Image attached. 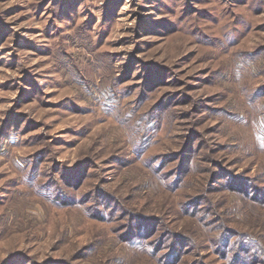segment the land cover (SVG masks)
<instances>
[{
	"label": "rangeland",
	"instance_id": "374dc122",
	"mask_svg": "<svg viewBox=\"0 0 264 264\" xmlns=\"http://www.w3.org/2000/svg\"><path fill=\"white\" fill-rule=\"evenodd\" d=\"M238 232L264 235V0H0V264H235Z\"/></svg>",
	"mask_w": 264,
	"mask_h": 264
},
{
	"label": "trees",
	"instance_id": "16d2710c",
	"mask_svg": "<svg viewBox=\"0 0 264 264\" xmlns=\"http://www.w3.org/2000/svg\"><path fill=\"white\" fill-rule=\"evenodd\" d=\"M8 128H13V126H8ZM183 151V148L178 151V152H175V153H172V156L173 157H179V153H182ZM81 166L83 164H80ZM80 166V167H81ZM180 170V174L179 175H176V180L175 181H178L180 180V178L182 177V173L184 172H181L182 170L179 168ZM77 171V170H76ZM73 172V173H67L63 176V180L65 181V184L67 186H74V181H77L78 182V173L77 172ZM45 181H49V179H45ZM81 180L79 181V185L81 184ZM78 187V186H77ZM258 195H259V192H258ZM64 196L66 197V195H61L59 194L58 196H56L55 200L57 202H60L61 200H64ZM91 197V191L87 194L86 198H84L83 201H80V200H75V198L73 200H71L69 197L67 199H65V203L67 204H72V203H75L76 201H78L79 203H81L82 205H85L84 202L86 201H89ZM87 207V206H86ZM100 208H96L95 209V212L93 214H90L91 216H95L97 217V219H99L100 221H102L103 219L105 218H102V210H98ZM222 213H216L214 214V218L215 221H218L220 218H217L219 216H221ZM261 217H256V221H259ZM155 222H157L158 220L154 217L153 218ZM109 221H115L114 219H111ZM146 221V220H145ZM125 223V222H124ZM219 223V222H218ZM143 224V223H142ZM153 224L154 222L152 221V224L150 225V229L153 227ZM121 224L119 223V226ZM256 225V223H255ZM203 226V225H202ZM211 226V225H210ZM212 226L216 227L218 230V233L216 236H213V235H210L209 234V238H208V241H211V246L216 249V247L220 248V250H222V253L220 251V253L222 254V256H226L227 257V249L229 248V245H230V236H228L223 228L221 227V225H215L213 224ZM133 226H130L129 229H128V234L129 236H124L123 237V240L125 241H129L131 244L133 245H137V243H139V241H141V239H143L144 237H148L150 238L152 236V229L149 231V234H139L138 232H135V228H132ZM125 228V227H124ZM120 229V228H119ZM151 233V234H150ZM232 236L233 237H236V234L235 232H231ZM239 235L243 237V239L240 240V243H239V246H237L235 243H234V240H232L231 242V245L235 244L236 245V250L234 251L233 255H232V259L234 261L235 264H237V262L241 261V264H246L249 263V259H254V262L253 264H264V235L260 236V235H253V234H245V233H240L238 232ZM144 236V237H143ZM150 236V237H149ZM255 236V237H253ZM178 237H181V235H177V238ZM189 239V238H188ZM215 240V241H214ZM189 241H192L191 239H189ZM245 241V244L244 246L241 245V243ZM216 244V246H215ZM206 245H209V244H206ZM252 247L253 248V255H250L249 258H244L245 257V251L251 249ZM175 248H177V246H175L174 248L172 247V250L170 252V258L172 259V261H176L177 259H179L180 257V252H176ZM160 248L159 246L156 247L154 250L155 251H159ZM225 253V254H224ZM154 256V259L157 260V264H160L161 261L163 260V257H162V254H160L159 256ZM229 258V257H228Z\"/></svg>",
	"mask_w": 264,
	"mask_h": 264
}]
</instances>
